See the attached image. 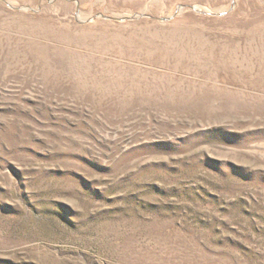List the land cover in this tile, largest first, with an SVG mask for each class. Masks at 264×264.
<instances>
[{
	"label": "rangeland",
	"instance_id": "374dc122",
	"mask_svg": "<svg viewBox=\"0 0 264 264\" xmlns=\"http://www.w3.org/2000/svg\"><path fill=\"white\" fill-rule=\"evenodd\" d=\"M0 264H264V0H0Z\"/></svg>",
	"mask_w": 264,
	"mask_h": 264
}]
</instances>
